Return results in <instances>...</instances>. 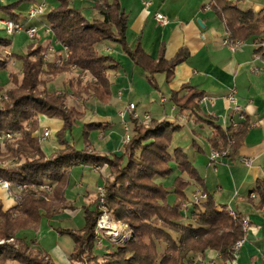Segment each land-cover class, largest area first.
Segmentation results:
<instances>
[{"label": "trees", "instance_id": "1", "mask_svg": "<svg viewBox=\"0 0 264 264\" xmlns=\"http://www.w3.org/2000/svg\"><path fill=\"white\" fill-rule=\"evenodd\" d=\"M242 1L245 0H210L209 4L223 19L230 37H253L254 42L264 39L258 37L264 33V15H255L249 7L241 8L239 3ZM95 6L98 17L91 19L70 5L69 0H59L45 14L53 37L60 44L55 49L54 61L43 60L47 48L36 42L24 54H10L20 61L21 71L9 74L13 87L5 90L7 96L1 103L0 133L11 131L19 134L6 139L0 147V178L35 185L50 182L53 190L50 194L25 191L8 209H3L0 200V264H5L7 259L20 264H55L34 241L19 237L18 231L23 227L35 228L41 217L49 218L67 206L63 192L68 182V169L78 164L108 166L109 174L103 182L104 201L115 219L129 226L132 236L123 244L108 242L107 250L99 255L93 251L98 215L96 197L93 209H83L82 227L58 230L73 241L69 264H192L197 255L207 250L218 252L223 260L234 259L232 247L246 235L242 229L243 216L234 211L233 217L226 204L217 203L206 192L203 179L190 163L187 153L180 147L170 148L172 135L179 125L152 117L146 124L131 119V137L119 155L76 149L65 140V132L70 131L83 116V104L88 96L102 102L110 96L107 71L118 68L119 64L111 55L98 52L100 42H116L134 64L149 75L164 73L167 81L171 79L175 65L185 60L188 53L181 48L172 59L166 60L162 47L156 58L147 55L139 43L132 49L128 48L125 41L127 16L118 0H103ZM13 7L14 4L0 5V10L18 22L20 14L14 12ZM0 44L6 45L8 41L0 38ZM62 45L67 47L65 58L61 53ZM5 61L0 59V66ZM72 64L78 74L67 78L61 90L50 91L47 83L59 74H71ZM84 73L89 75V79L83 78ZM187 89L180 98L178 91L171 95L182 111L192 109L195 99L203 96L191 87ZM71 96L78 99L68 105L66 101ZM39 114L59 118L62 122L56 136L64 146L51 155L42 151L35 135ZM89 126L83 125L84 141L87 140ZM216 129L213 148H223L231 135L233 141L228 156L231 157L246 126L241 124L232 132H229V127L216 126ZM171 162L175 163L180 175L173 178L171 189H168L156 179L173 172ZM184 173L187 180L181 176ZM191 181L206 194L205 198L196 201L191 195L188 198L185 189ZM251 192H254V197L248 195V200H255V208L264 209V178L255 180ZM170 193L174 194L172 203L168 201ZM187 207L189 214L184 215L183 209ZM8 239L15 241V245L7 243Z\"/></svg>", "mask_w": 264, "mask_h": 264}, {"label": "crops", "instance_id": "2", "mask_svg": "<svg viewBox=\"0 0 264 264\" xmlns=\"http://www.w3.org/2000/svg\"><path fill=\"white\" fill-rule=\"evenodd\" d=\"M42 1L47 5L45 11L35 18L28 19L26 16L28 8ZM102 1L69 0V3L91 19L98 17V9L95 5ZM209 1L118 0L127 16L125 41L128 48L132 49L139 43L147 55L156 58L162 47L166 60L172 59L181 48H185L188 51L187 57L175 65L172 77L167 81L164 73L149 75L134 64L116 42L109 40L100 42L97 45L98 52L111 55L119 64L118 68L107 71L110 96L104 102L92 96L86 98L83 104L84 114L77 120L79 124L76 125V129L81 132L84 124L91 125L88 127L87 140L84 141L83 135L80 137L77 133L69 143H72L76 149L86 148L101 155L123 151L125 132L119 112L124 110L128 102L135 104V111L140 115L149 113L152 118L164 119L179 125L172 135L170 148H182L188 153V159L193 166L196 155H199L194 154L193 151L203 152L201 166L194 168L203 179L206 192L212 195L217 203L226 204L236 213L239 212L241 216L247 217L250 223L234 259L223 260L218 252L207 250L204 254L197 255L192 264H262L264 209L255 208L253 204L255 200L250 202L248 195L255 185V180L264 178V57L254 58L256 48L251 45L254 42L253 37L243 39L247 44L236 50H231L223 44L225 24L223 19L210 8ZM250 1L251 4L247 7L257 16L264 15V4L259 0ZM58 3L59 0H0V5L14 4L13 11L20 14L18 22L24 27L37 28L32 38H29L24 31H20L22 32L20 34H8L2 20L9 17L0 10V38L8 41L6 45L0 44V59L6 60L4 65L0 66V77L2 71L8 69V77L0 82V91L4 92L11 87L9 74L15 71L12 68L14 64L16 66L18 62L20 63L11 55L24 54L28 47L36 42L47 48V51L53 48L54 52L48 53V56H56L55 49L59 48L60 44L55 41L47 25L45 14ZM23 9L25 14L21 13ZM156 12L166 16V24L156 21L154 18ZM198 19L202 25L197 22ZM258 37H264V33ZM5 49L11 55H3L1 51ZM76 74L77 70L74 69L71 74H59L47 83V88L50 91H57L59 89L53 88L58 79L64 85L67 78ZM85 74L89 79V75ZM188 87L199 91L203 96L195 99L192 109L182 111L171 99V95L173 91H178L180 98L187 93ZM229 95H233L235 102L228 99ZM71 99L77 100L78 97L71 96L69 100ZM236 105L238 108H235ZM240 112H243V118L240 117ZM123 119L129 121L131 128L130 114L124 113ZM241 124L245 125L246 129L239 137L234 154L210 162L208 154L214 147L212 139L216 134V126L224 129L229 127V132H232ZM61 125L59 118L38 115V128L35 131L37 139L44 128L50 130L49 136L38 141L46 155L63 148L64 145L59 143L56 136ZM69 134L70 132L66 131L64 138L68 139ZM175 138H180L178 143L175 142ZM185 148H190L192 154H189L190 150L187 152ZM242 157H246L249 163L242 161ZM170 165L173 167V172L169 176L156 179L168 189H171L173 178L180 175L175 163L171 162ZM108 174L109 168L106 164L98 169L87 164L70 167L68 182L63 192L67 205L63 208V212L66 211L74 216L77 212L83 211L84 207L93 209L96 205V187L103 185ZM181 176L183 179L187 178L185 173ZM197 187L195 182L191 181L185 191L190 193ZM0 200L3 209L16 204L14 194H5L4 191H0ZM43 219L45 218L40 219L41 240L46 239V235L51 233L42 222ZM62 235L66 234H58L59 237ZM63 242L64 245L56 244V249L47 252L55 264H69L73 241L66 238ZM105 242L108 244L109 241Z\"/></svg>", "mask_w": 264, "mask_h": 264}, {"label": "rangeland", "instance_id": "3", "mask_svg": "<svg viewBox=\"0 0 264 264\" xmlns=\"http://www.w3.org/2000/svg\"><path fill=\"white\" fill-rule=\"evenodd\" d=\"M259 1L262 2L261 4H264V0H259ZM250 4H251L250 0L242 1L239 3V6L241 8H245V7L247 8V6ZM24 12H25V9H23V11H21L22 14H25ZM20 33H22V32H17L15 34H20ZM1 52H3V50ZM2 54L7 56L4 53H2ZM45 54H47V51ZM45 54L43 55L44 61H50V60L54 61L55 60L53 56H48V57L46 56L45 57ZM12 68L15 70L14 72L19 74L21 71V63L18 62L16 64V66L14 64V66ZM2 73L3 74H2V77H0V82L5 81L6 77H8V69H6L5 71H2ZM77 74H78V72H77ZM82 76L84 79H88V78H86L87 77L86 74L85 75L82 74ZM3 77H4V79H2ZM61 82L62 81L60 79H58L56 82V85L53 89L61 90L64 87V85H62L63 83L61 84ZM52 86H54V85H52ZM11 87H13L12 82H11ZM0 95L1 96L5 95V97L0 98V107H1L2 106L1 105L2 100H4L7 95H6L5 91L4 92L0 91ZM71 100H69V98H68L66 103L68 105H71V103H72ZM78 124H79V122L78 123L76 122V124H74L71 127L70 131L67 130L68 133L70 132L69 137H67L68 139L65 138L68 142H72V137H76L77 133L80 134V137L82 136L83 131L79 132L76 129V125H78ZM11 133H13V132H11ZM13 136H15V135H13ZM13 136H11L10 138H7V139H11ZM178 139H180V138H177L175 142L178 143ZM185 149H187V152H189V150H190L189 154H192V150L190 148H185ZM196 152L193 151L194 154H199V155H196L197 158L194 160L193 164L195 167L199 168L202 164L201 160H202V155L204 153L203 152L196 153ZM121 153H122V151L119 153H115V154L119 155ZM0 159H1V156H0ZM12 183H17V182H12ZM20 184L26 185V187L23 188V190H19L20 195H22L23 192L28 191V190L43 191L42 186L44 184H40V185L29 184V183H20ZM190 195H191V192L188 193L189 199H190ZM96 197H97V193H96ZM168 201L170 203L174 202V194L173 193L169 194ZM97 203H98V200H97ZM104 205H105L104 208H100L99 204H97L98 215H97V220L95 223V229H94L95 232H94V236H93V238H94L93 251L98 255L101 251L107 250L108 244L105 242L106 240L109 241V243H111L112 245L123 244L127 240L131 239V236H132L129 226L126 223L115 219L112 212L107 207L105 201H104ZM186 205L189 207L190 203L187 202ZM188 207L185 210L183 209L184 215L189 214V208ZM41 218H45V219H43L42 222L45 223L46 227H48L51 230V233L46 235V239L41 240V238H40V235H39V230L41 228L40 221L35 228L34 227H23V228H21L18 231V236L25 238L27 241H34L36 246L45 252H51L52 249L55 248L56 244H58L59 246L64 245L65 242H63V241L66 238L71 240V238L68 235H62L61 237H59L58 236V234H59L58 230L59 229H66V228L67 229L68 228L69 229H79L84 224L83 211H81L80 213L77 212L74 216H71L66 211L63 212V209H60L58 212L54 213L49 218H47L45 216H43ZM98 221H99V224H101V227L97 228L96 224ZM0 242H2V240ZM6 242L9 244L15 245V241H13L12 239H8V240H6ZM105 245H107V246H105ZM31 256H33V255H31ZM5 264H20V263H18L15 260L7 259ZM75 264H78V263H75ZM262 264H264V262H262Z\"/></svg>", "mask_w": 264, "mask_h": 264}, {"label": "built area", "instance_id": "4", "mask_svg": "<svg viewBox=\"0 0 264 264\" xmlns=\"http://www.w3.org/2000/svg\"><path fill=\"white\" fill-rule=\"evenodd\" d=\"M145 4H148V2H145ZM46 3L44 1L39 2L34 4L33 6H31L30 8H28L27 12H26V16L28 19H32L37 17L38 15H41L45 9H46ZM207 8H209V5H207ZM154 18L156 19V21H158L161 24H166L167 23V18L165 15H163L160 12H156L154 14ZM2 24L3 27L5 29V31L8 34H15L17 32L20 31H24L27 36L29 38L34 37L37 28L35 26H28V27H24L21 23L19 22H15L11 19H5L2 20ZM223 44H225L226 46L229 47V49L231 50H236V49H240L243 45L247 44V42H245V40L243 39H237V38H232L229 36V34L227 32H225L224 34V38L222 40ZM252 46H254L256 49L255 53H254V58L256 59H262V57H264V39L255 41L251 43ZM61 52L63 53V58H65L67 56V47L65 45L61 46ZM260 49V50H257ZM54 52L53 48H49L47 51V54H45V57H48V53L50 52ZM3 53L6 54L7 56L10 55V52L8 50H3ZM71 69L76 70V66L74 64H72L70 66ZM256 71V68H254ZM1 97H5V95H0ZM228 99L230 101L235 102L233 95H229ZM235 108H238V106L236 105ZM129 113L130 117L132 119H137L139 122L146 124L150 121L151 116L149 115V113H143L142 115L138 114L135 111V104L133 102H128L127 106L124 108L123 111L119 112V115L123 121V128H124V143H126L130 137V126H129V121H125L123 119L124 117V113ZM240 117L243 118V112H240ZM18 132H13L11 133V131H6V132H2L0 133V144L3 145L4 141L7 138H10L13 135H16ZM50 130L48 128H44V130L42 131L41 135H39L38 137V141H42L44 138H46L47 136H49ZM233 141V137H231L229 135L228 140L226 145L221 148V149H216V148H212L208 154V158L210 162H215L219 159L222 158H228L229 153H230V145L231 142ZM242 161H244L246 164L249 163V160L246 157H242ZM92 167L94 169H98L99 166L97 165H92ZM14 187H13V186ZM26 185L25 184H20V183H12L11 181L7 180V179H3L0 178V191H4L5 194H14L15 196V200L17 202L18 196L19 194V190H23V188H25ZM43 188V192L50 194L52 193V189H53V184L52 183H44V185L42 186ZM96 193H97V200H98V204L100 208H104V185H100L96 187ZM19 194V195H18ZM250 197H254V192H250ZM206 194L204 192H200V190L198 188L194 189L191 192V198L192 200L196 201L198 199H203L205 198ZM228 212L231 216L234 217V210L232 208H228ZM249 219L247 217H242V229L244 231H247L249 228ZM97 228L101 227V224H99V221L96 224ZM244 239V238H243ZM243 239H240L238 241H236V243L234 244V246L232 247L234 250V257H236V253L238 251V249L241 247Z\"/></svg>", "mask_w": 264, "mask_h": 264}, {"label": "water", "instance_id": "5", "mask_svg": "<svg viewBox=\"0 0 264 264\" xmlns=\"http://www.w3.org/2000/svg\"><path fill=\"white\" fill-rule=\"evenodd\" d=\"M197 22H198L200 25H202V24H201V21H200L199 19L197 20Z\"/></svg>", "mask_w": 264, "mask_h": 264}]
</instances>
